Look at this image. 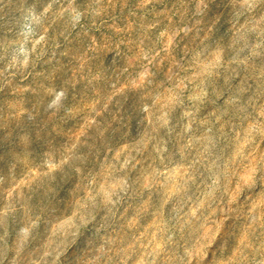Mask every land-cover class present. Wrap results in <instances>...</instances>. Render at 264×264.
<instances>
[{"label": "rangeland", "instance_id": "obj_1", "mask_svg": "<svg viewBox=\"0 0 264 264\" xmlns=\"http://www.w3.org/2000/svg\"><path fill=\"white\" fill-rule=\"evenodd\" d=\"M0 264H264V0H0Z\"/></svg>", "mask_w": 264, "mask_h": 264}]
</instances>
